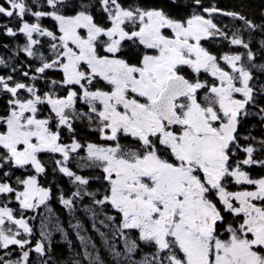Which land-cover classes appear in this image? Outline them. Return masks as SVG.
I'll return each instance as SVG.
<instances>
[{"label":"snow or ice","instance_id":"6c2138e0","mask_svg":"<svg viewBox=\"0 0 264 264\" xmlns=\"http://www.w3.org/2000/svg\"><path fill=\"white\" fill-rule=\"evenodd\" d=\"M200 5L0 2L7 21L0 22V33L22 35L26 43L14 56L29 61L17 65L0 56V66L11 69L0 75V264H30L33 253L36 264H49V202L55 196L40 182L48 172L45 158L74 186L67 198L60 190V203L70 214L83 205L113 264H264V176L246 170L264 168V158L254 157L258 150L264 155V139L259 149L240 143L256 140L240 134L250 108L264 121L257 100H264V85L257 91L251 83L252 69L264 72V63H256L257 52L242 32H264V24L215 6L196 11ZM214 13L242 27L229 34L213 22ZM213 38L243 51L218 57L202 43ZM259 45L264 56V40ZM85 122L102 143L77 139L76 125ZM74 159L77 167L96 171L77 174L69 167ZM93 180L99 189L92 190ZM42 208V239L33 243L30 221ZM141 245L151 252L135 259ZM92 248L85 247L86 264H105Z\"/></svg>","mask_w":264,"mask_h":264},{"label":"trees","instance_id":"16d2710c","mask_svg":"<svg viewBox=\"0 0 264 264\" xmlns=\"http://www.w3.org/2000/svg\"><path fill=\"white\" fill-rule=\"evenodd\" d=\"M3 2V0H0ZM186 3H190V0H185ZM215 6L220 9L222 12H236L240 15L247 17L249 20L253 21L256 24H264V0H201V5L199 8H195L196 11H200L202 8H210ZM193 9H189L188 13H182V15L190 14ZM96 14V13H94ZM203 14V13H202ZM207 15V14H204ZM34 19V18H29ZM0 22H7L4 17H0ZM213 22L217 23L218 26L223 28L226 32L231 34V32L236 27H242V21L233 19L229 16H224L220 13L213 14ZM16 22L9 23V26H14ZM50 23L54 22H46V26H50ZM242 36L245 40L251 39V47L253 51L257 52V60L256 63H264V56L259 54V42L264 40V32L257 30L254 33H249V31L245 30L242 32ZM24 43H26L25 38L22 35H19L15 38L7 37L0 33V56H3L5 59L9 60V63H16L17 65L28 63V58L23 54L17 59L14 56L15 49L19 47H23ZM204 46L208 48L213 54H216L218 57L224 53H231L236 51H243L242 49L237 48L236 46H232L226 40L213 38L211 40L202 41ZM7 45V48H4L3 45ZM131 55V53H129ZM24 70L23 68L20 71ZM11 71L10 68H4L0 66V75H5ZM20 71L14 73V75L21 79L27 81V78H24L20 75ZM253 72V81L251 82L256 90L258 91L262 85H264V72L257 71L256 69H252ZM51 79H59V73L49 72L47 74ZM211 79V77H209ZM38 86L42 91L47 90L46 82L41 81L38 83ZM258 105L264 106V100H261L259 97L257 98ZM257 108H250V115L244 119L240 126V134L241 136L250 135L256 137L255 141H245L241 139V145L247 146L251 144L254 148L259 149L258 141L264 139V121H261L260 116L257 115ZM2 111V108H0ZM77 139L81 142H94V143H102L98 134L91 132L86 127V122L84 124H77ZM64 139L68 141V134L64 133ZM80 153L78 155H82ZM240 159L245 158L246 154L243 152L237 153ZM76 156V155H74ZM254 157L256 158H264V155L258 150L254 153ZM46 167L48 172L46 175L40 178L41 184L46 187H51L53 189V193L55 198L49 202V206L52 209L53 219L51 221V236L50 243L51 248L48 252V257H50L49 264H72V262L76 259H80L82 264H86L83 260V253L85 247L88 248L89 251H93L92 245H95V252L99 254L101 259L105 262V264H113L111 260L110 252L107 246L104 244L103 239L100 237L98 232L92 227V220L90 219V214H87L83 211V205H78L77 210L70 214L68 209H66L59 201L58 196L59 192L62 189L65 197H69L71 191L74 190V186L71 184L67 177H64L62 174L58 172H53V168L55 167L51 160L45 158ZM69 167L75 171L79 175L83 176H91L96 170L87 169L77 167V161L74 159L69 162ZM251 173L254 178H258L260 176H264V168H260L257 166H252L249 169H246ZM19 174V172L17 173ZM92 190H97L100 188V183L98 181L91 182ZM89 201L86 199L84 204H88ZM15 207V205H10ZM109 214H112L109 212ZM27 215H32V213H28ZM47 215V209H41L40 213L37 215L36 220L30 221L34 228V236L33 243L36 240L42 239L39 235L40 231V222L41 219ZM58 221V227H57ZM79 222L81 224L80 229H75L72 225ZM100 227L99 225H97ZM58 228H62L63 231L58 230ZM79 231L80 235L85 236L86 242L85 244H81L79 236L77 232ZM101 231H107L101 227ZM66 233V235H65ZM109 239H111V234L109 233ZM117 245L123 248L122 242L117 240ZM47 247V242H46ZM142 251H137L135 254V259H140L143 254L151 252V249L141 245ZM18 257V252L13 255V258ZM46 257V258H48ZM39 258L35 253L31 254L29 257L30 264H36V261Z\"/></svg>","mask_w":264,"mask_h":264},{"label":"rangeland","instance_id":"374dc122","mask_svg":"<svg viewBox=\"0 0 264 264\" xmlns=\"http://www.w3.org/2000/svg\"><path fill=\"white\" fill-rule=\"evenodd\" d=\"M74 155H78V154H74Z\"/></svg>","mask_w":264,"mask_h":264}]
</instances>
